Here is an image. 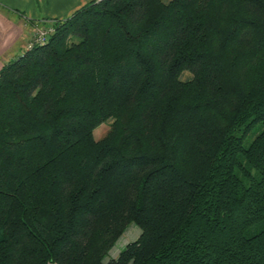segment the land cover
Listing matches in <instances>:
<instances>
[{
	"label": "trees",
	"instance_id": "obj_1",
	"mask_svg": "<svg viewBox=\"0 0 264 264\" xmlns=\"http://www.w3.org/2000/svg\"><path fill=\"white\" fill-rule=\"evenodd\" d=\"M51 22L0 71V264H264V0Z\"/></svg>",
	"mask_w": 264,
	"mask_h": 264
},
{
	"label": "crops",
	"instance_id": "obj_2",
	"mask_svg": "<svg viewBox=\"0 0 264 264\" xmlns=\"http://www.w3.org/2000/svg\"><path fill=\"white\" fill-rule=\"evenodd\" d=\"M92 1L94 0H0V71L6 62L17 58L7 59L19 46L21 49L22 45L17 40L23 33L22 22L37 28L54 20H66ZM6 12L14 14V18H7ZM33 20L40 23L31 25L29 21ZM14 55H18V51Z\"/></svg>",
	"mask_w": 264,
	"mask_h": 264
},
{
	"label": "rangeland",
	"instance_id": "obj_3",
	"mask_svg": "<svg viewBox=\"0 0 264 264\" xmlns=\"http://www.w3.org/2000/svg\"><path fill=\"white\" fill-rule=\"evenodd\" d=\"M2 11H4V10H2ZM5 14H6L7 18H14V16H15L14 14H10L8 12H6ZM22 15L25 16L26 13H22ZM33 21H35V20H33ZM21 24H22V26L24 25L22 27L23 33L20 34V37L17 40V41H19L20 45H22L21 49L19 46V48L15 50V53H17V51H18V55L15 56L14 55L15 53L10 54L9 55L10 58H7V59H14L15 57H19L20 55H22L27 50V48L29 47V45L31 43V40L34 37L36 28H32L30 25H26L24 22H22ZM38 27H47V28L52 27V28H54L52 22L46 23L45 25L42 24ZM12 37H14V36H12ZM10 41H13V38H10ZM109 124H110L109 122L103 123L96 129L95 135H96L97 139H102L106 136V134L109 131ZM140 235H141L140 229L136 226H131L129 228V230L125 233V235L119 240V242L117 243L115 248L112 250V252L110 253V257L117 258L119 256L120 252L122 250H124L130 243L135 242L139 238Z\"/></svg>",
	"mask_w": 264,
	"mask_h": 264
},
{
	"label": "built area",
	"instance_id": "obj_4",
	"mask_svg": "<svg viewBox=\"0 0 264 264\" xmlns=\"http://www.w3.org/2000/svg\"><path fill=\"white\" fill-rule=\"evenodd\" d=\"M54 33L55 29L52 27H37L35 30L34 37L31 40L29 47L27 48V51L34 49V47L36 46L45 45L46 43H48Z\"/></svg>",
	"mask_w": 264,
	"mask_h": 264
}]
</instances>
